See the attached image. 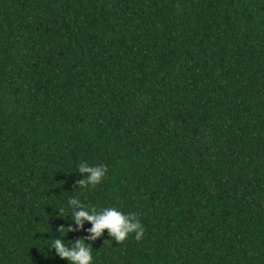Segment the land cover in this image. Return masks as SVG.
<instances>
[{
    "label": "trees",
    "instance_id": "obj_1",
    "mask_svg": "<svg viewBox=\"0 0 264 264\" xmlns=\"http://www.w3.org/2000/svg\"><path fill=\"white\" fill-rule=\"evenodd\" d=\"M72 196L145 228L95 264H264V0H0V264H68Z\"/></svg>",
    "mask_w": 264,
    "mask_h": 264
},
{
    "label": "clouds",
    "instance_id": "obj_2",
    "mask_svg": "<svg viewBox=\"0 0 264 264\" xmlns=\"http://www.w3.org/2000/svg\"><path fill=\"white\" fill-rule=\"evenodd\" d=\"M77 172L82 176L77 182V187L86 190L100 185L106 179L108 166L103 164L92 166L83 161L77 166ZM53 206L59 218L64 219L67 216L76 227L75 229L71 226L65 228L61 225L57 229L60 233L58 237L44 239L50 242L45 249L49 252L54 249L55 255L66 260L68 264H95L90 241L100 238L105 230L117 243L123 242L131 234L135 235L136 240H140L145 231L135 212L125 214L116 207H104L102 210H97L94 206H87L79 196L67 197L66 206ZM85 222L91 224V228L87 230L88 236L77 239L74 243H66L64 237L67 233L82 229Z\"/></svg>",
    "mask_w": 264,
    "mask_h": 264
}]
</instances>
